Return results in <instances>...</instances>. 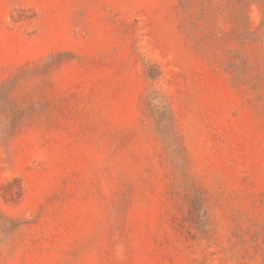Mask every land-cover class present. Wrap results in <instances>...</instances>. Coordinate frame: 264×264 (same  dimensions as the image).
I'll list each match as a JSON object with an SVG mask.
<instances>
[{
    "label": "rangeland",
    "instance_id": "rangeland-1",
    "mask_svg": "<svg viewBox=\"0 0 264 264\" xmlns=\"http://www.w3.org/2000/svg\"><path fill=\"white\" fill-rule=\"evenodd\" d=\"M6 83L0 264H264V0H0Z\"/></svg>",
    "mask_w": 264,
    "mask_h": 264
},
{
    "label": "trees",
    "instance_id": "trees-1",
    "mask_svg": "<svg viewBox=\"0 0 264 264\" xmlns=\"http://www.w3.org/2000/svg\"><path fill=\"white\" fill-rule=\"evenodd\" d=\"M151 78H153L152 76H151ZM10 90H11V85H10V83H6V84H4V85H2L1 87H0V99L3 101V105L6 107L7 105H8V99H7V97L9 96V92H10ZM162 107H161V109H164L165 107H164V105H161ZM3 107V106H2ZM163 121H167L165 124H167V123H169L168 122V120H162V122ZM166 127V126H165Z\"/></svg>",
    "mask_w": 264,
    "mask_h": 264
}]
</instances>
